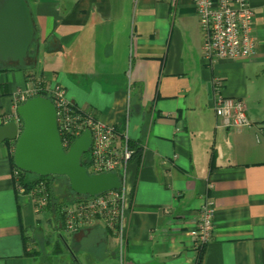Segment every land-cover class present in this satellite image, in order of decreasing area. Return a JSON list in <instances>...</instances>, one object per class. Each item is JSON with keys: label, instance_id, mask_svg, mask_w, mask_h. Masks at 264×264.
Here are the masks:
<instances>
[{"label": "crops", "instance_id": "1", "mask_svg": "<svg viewBox=\"0 0 264 264\" xmlns=\"http://www.w3.org/2000/svg\"><path fill=\"white\" fill-rule=\"evenodd\" d=\"M27 2L35 38L23 65L0 66V125L16 121L18 92L41 84L127 128L136 152L128 264H264V0H251L256 52L214 62L203 55L196 0ZM215 77L244 100L249 126L216 116ZM14 150L0 140V264H119L118 237L103 222L65 229L60 203L72 196L37 209L18 190ZM207 198L214 231L199 252L191 231Z\"/></svg>", "mask_w": 264, "mask_h": 264}, {"label": "built area", "instance_id": "2", "mask_svg": "<svg viewBox=\"0 0 264 264\" xmlns=\"http://www.w3.org/2000/svg\"><path fill=\"white\" fill-rule=\"evenodd\" d=\"M196 11L203 38V55L210 62L223 58H245L256 52V39L253 34L256 13L251 0H196ZM222 85L223 80L215 77L216 116L227 127L249 126L251 121L244 100L226 96L222 92ZM36 95L50 97L54 102L61 141L66 150L86 129H89L92 143L88 151L86 166L88 171L116 172L121 179V186L118 189L107 190L93 196L82 195L62 203L60 213L64 218L65 229L75 232L83 227L103 222L118 237L119 264H128L127 211L132 200L126 178L129 163L136 152L131 146L127 128L119 131L115 125L104 123L93 112L70 101L60 86L48 90L41 84H36L20 90L16 97L21 104ZM14 117L21 124L19 114L16 113ZM22 172L24 171L18 167L14 170L18 190L29 194L37 209L47 206L50 201L48 184L41 180L28 188L20 180ZM215 212L214 201L207 198L199 210L196 226L191 231L196 238L194 247L199 252L212 238Z\"/></svg>", "mask_w": 264, "mask_h": 264}, {"label": "water", "instance_id": "3", "mask_svg": "<svg viewBox=\"0 0 264 264\" xmlns=\"http://www.w3.org/2000/svg\"><path fill=\"white\" fill-rule=\"evenodd\" d=\"M35 35L27 0H0V60L24 64ZM21 124L0 125V140L15 141L14 163L37 175H64L71 189L81 195H96L121 186L116 172L90 173L81 160L89 151L92 134L86 129L70 146L63 147L57 108L50 97L36 95L17 107Z\"/></svg>", "mask_w": 264, "mask_h": 264}, {"label": "trees", "instance_id": "4", "mask_svg": "<svg viewBox=\"0 0 264 264\" xmlns=\"http://www.w3.org/2000/svg\"><path fill=\"white\" fill-rule=\"evenodd\" d=\"M34 38H35V36H34ZM33 44H31V46H32ZM31 46H30V48H31ZM29 52H30V49H29ZM0 63H1V65H3V64H5V62L4 61H1L0 60ZM17 64H19L20 65V63L19 62H17ZM0 65V66H1ZM21 68L23 69V70H27V69H29L28 67H26V66H21ZM3 69H5V68H3ZM13 160H14V156H13V158H12ZM81 163L83 164V165H85V166H87L88 165V155H86V154H84V156H83V158H82V160H81ZM15 168H16V166H15ZM25 175H26V172L24 171V172H22L21 173V177H20V180H21V182H23L24 183V185L25 186H27L28 188L29 187H32L36 182H39V181H41V180H43V181H45L47 184H48V188H49V191H50V199H51V201L53 200V199H58V197L56 196V194H55V192H54V187H53V184H54V179H55V177L56 176H58V175H49V176H42V175H35V179L33 180V181H28V182H26V181H24V178H25ZM69 190H70V194L69 195H65L67 198H69V197H71L72 196V199L71 200H74L75 198H78V197H80V196H82L81 194H77V193H75L72 189H71V187H70V183H69ZM63 202H61L60 204H62ZM61 206V205H60ZM201 252V251H200ZM201 259V256L199 257V260Z\"/></svg>", "mask_w": 264, "mask_h": 264}, {"label": "rangeland", "instance_id": "5", "mask_svg": "<svg viewBox=\"0 0 264 264\" xmlns=\"http://www.w3.org/2000/svg\"><path fill=\"white\" fill-rule=\"evenodd\" d=\"M1 65V63H0ZM88 155V152L85 153ZM26 172V171H25ZM26 175L28 177H35V173L32 172H26ZM54 192L58 198L64 197L65 195H69L70 190H69V179L67 176L64 175H58L54 179Z\"/></svg>", "mask_w": 264, "mask_h": 264}]
</instances>
